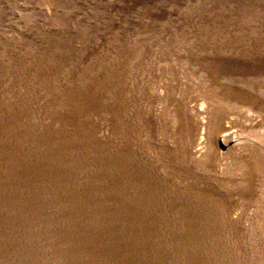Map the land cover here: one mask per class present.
Wrapping results in <instances>:
<instances>
[{
  "label": "rangeland",
  "instance_id": "rangeland-1",
  "mask_svg": "<svg viewBox=\"0 0 264 264\" xmlns=\"http://www.w3.org/2000/svg\"><path fill=\"white\" fill-rule=\"evenodd\" d=\"M250 40L264 43V0H0V229L1 219L27 218L23 243L42 227L35 242L50 253L65 223L111 227L127 208L155 251L192 219L197 242L212 243L201 256L264 264V153L255 155L264 150V67L246 73L219 61L229 54L220 47ZM120 62L122 86L74 83L94 66L113 77ZM66 83L78 87L76 125L64 120ZM135 177L146 190L139 206L122 184ZM159 193L177 213L148 225L143 210ZM32 251L35 264H56Z\"/></svg>",
  "mask_w": 264,
  "mask_h": 264
},
{
  "label": "bare ground",
  "instance_id": "bare-ground-1",
  "mask_svg": "<svg viewBox=\"0 0 264 264\" xmlns=\"http://www.w3.org/2000/svg\"><path fill=\"white\" fill-rule=\"evenodd\" d=\"M220 48H222L223 50L225 49L224 50L225 53L229 52V54H227V58H223V59H221L219 61L220 62H227L226 64H228V63L231 64V66H229V67L235 68L238 71H242V72L245 71L247 73V72H250V71L253 72L254 70H257V68H259L260 66H262V68L264 67V65H263L264 64L263 63L264 62V43H257L255 41H251V40L249 42H245V41H240L239 42V41H237V42H231V43L229 42L228 45H227V49H226V47H220ZM121 60L123 61V59H121ZM60 61H62V60H60ZM95 61H97V60H95ZM126 61L127 60H124V63ZM232 64H233V66H232ZM94 67H95V70L92 71L93 73L88 72V73H86V75L85 74L82 75V73L75 75L76 77L74 76L75 77V82L74 83L77 84V86H78V84L80 85V84L86 83V79L89 78V84L87 86H85L86 88L91 86V87H95V88L99 87L98 89H105V87H106V85H108V83L109 84H114V85L118 84V86H120V84H121V86H122V83H123L122 81L124 80V79H122L123 78V74L125 72H128V70H126L125 68H123L121 66V62H120L119 66L116 69H113V71L115 72V73L113 72L115 74V76H113V77H112L111 73L109 75V72H108L109 67H107V66H106L107 68L103 67V66H101V67L94 66ZM79 71H81V70H79ZM108 76H110L111 78H109ZM107 77H108V79H106ZM71 81H74V80H71ZM66 84L67 85L63 84L62 91H64V93H66L69 96L68 97V101L66 99L67 103L65 102V104L70 109V107H71L70 96L72 95V93L75 92V90H78L79 86L77 87L74 84H69V85H68V83H66ZM64 93H62V94H64ZM85 100H86V98H85ZM74 106L75 105H73L71 107V110H69L70 113H68V115L64 117V120H66L68 118L69 122H71L72 124L76 125L79 122V112L81 111V107L82 106L77 107V108L74 107ZM121 111H122V113H124L123 110H121ZM206 144H207V142H206ZM87 147L88 146L86 144L83 145L84 149H86ZM259 147H257L255 149V151L257 150V153H255L256 156H260V155L262 156V153H264V150L263 149L262 150L259 149ZM205 148H207V147H205ZM210 149H209V152L206 154V155H208V154H210V155H208L207 156L208 158L207 157L206 158L209 159L211 157L210 159L212 160V155H214L215 152H214V150L212 151ZM89 150L91 151L92 149L89 148ZM87 153H85V151H83V154H87ZM159 158H160V156H159ZM165 163H166V161H165ZM205 163H209V162H205ZM259 165H261V164H258V166ZM258 169L260 170L262 168H258ZM111 174L115 175V173H111ZM117 174L120 175L119 173H117ZM5 177L7 178V176H5ZM191 177L194 178V176H191ZM123 178L124 177L122 176L121 179H123ZM177 178H179V177L177 176ZM114 179H116L118 181V183H119L120 179H118L116 177ZM135 179H136L135 181L133 179H131L133 182L130 181L128 183H126L125 181H122V180L121 181L123 182L122 184H124V185L126 184L129 187L131 186L130 184H132V187H131L132 189L131 188L130 189L133 191L132 196L136 198V203H134V205L135 206H139L138 205L140 203L139 202L140 201L139 197H141V199L146 197L145 196L146 190H145V187H144L145 185H143V184H141L139 182L140 178L137 180V178L135 177ZM180 180H182V179H180ZM184 180H186V179H184ZM160 195L161 194L159 193V197L156 198L157 201H152L153 200L152 199L149 203H146L147 205L148 204L149 205H154L153 203H155V207H153L154 209L153 208L149 209L147 207V211L143 210L144 212H148L150 214V215H147V219H146V220H148V225H150L151 222H153V221H157L158 218H161L163 220L161 222L162 224H166V223H168L167 221H169L168 218L171 215L173 216L175 213H177L176 210H174V211H176L175 213H174L173 210H171L173 207L171 209H169V208H167L166 205L163 207L161 205L162 203L160 204V202L158 201V199L161 197ZM71 196H72V194H71ZM80 196L83 197V195H80ZM155 197H156V194H155ZM147 200H148V198H147ZM175 201H176V199H175ZM168 202H167V204L169 205ZM187 203L188 204L190 203L192 205L191 202H187ZM169 206H171V205H169ZM137 209H139V207L134 208V211L137 210ZM30 210H31V206H30ZM125 211H127L126 214L128 215V217L125 215V218H126L125 220H122L123 218L121 219L119 217V215H118V217L124 223L118 222L119 223L118 224V223L114 222V224L111 223V227L107 226L105 224V222L103 223L101 221H98V219H96L95 222L92 223L93 225H88L86 228H81L80 225H79L78 220L74 221V222L77 223V225H79L76 228H74L73 225H70V224L68 225L67 223H65V225L62 226V228L65 230V232H64L65 233V235H64L65 236L64 237L65 241L62 240V239L60 240V238H58L59 236L57 235V240L59 241L58 243H61V241H62V243H61L62 245L59 246L57 250H55L53 252H50V253L48 252V250H45V249L42 248L43 247L42 241L39 242V244L36 243L37 242L36 238L42 239V237H41V234H43L42 231L43 232H48L49 230L43 229L42 227H33L32 235H34L35 233H36V235L31 236L32 239H30L28 241V243L30 244V242L32 240L33 246H30L28 243L27 244L23 243L24 241H22V239L20 238L21 230L24 231L25 225H28V224H25L24 222L29 223L28 222L29 219L27 220V218H26V220H27L26 221L24 219V217H18L17 218V216H16V218H14V219H16L15 222L13 224H11V225H9L10 223H5L4 224L5 221L3 219H1V222H2L1 223V225H2L1 227H4V228L0 229V246H4L5 247V243L7 242V238L9 237L10 233H11L10 235H12V234L15 235L16 239H12L11 242L9 241V243L7 244V249L10 251L9 253L11 254L10 258L7 256L9 253L7 255L5 254L6 255V259H5L6 261H2L1 253H0V264H35L34 260L30 259V251L33 252L32 249H36L37 252L44 253L43 255L45 257L53 259V261H55L56 264H66L67 259L69 260V263H72V264H228V258H225L222 255V253H221L222 256H221V259H220L219 258L220 254H218V252L216 250H215V252L213 251V252L210 253V254L214 253L213 255L215 256V259H207V255H206V258H205L204 255L201 256V253L204 252L203 250L210 251V246H212L211 245L212 243L210 241H208V240L203 241V242H197L196 236H195V233H194V229H193L192 225L189 223V222L193 221L192 219L191 220L190 219L189 220L186 219L187 221L184 220V222L186 221L184 224L177 223V229H178L177 230L178 232L176 231L177 234H175L174 236H170L169 237L171 239V241L169 239H166L165 241H167V242H165V241L162 242L164 250L160 249L161 251H155V249L153 250L152 248H150L149 243L147 242V238H149L151 236V234H152V232H149L150 234L148 233L147 230L149 228L145 227L147 225L144 222L143 223H137L136 218L133 217V215H132V212H133L132 210L126 208ZM16 212L20 213V210H18ZM187 212H188V210H187ZM171 213H173V214H171ZM194 217H196V216H194ZM198 217H200V216H198ZM178 220H179V218H178ZM29 226L32 227V225H30V223H29ZM233 226H234V224H233ZM9 228H12V229H10L11 231L7 230ZM102 230L105 231V233L103 232V235H102ZM125 230H128L129 232L125 231ZM61 231H63V230H61ZM13 232H15V233H13ZM96 232H98V234ZM155 232H157V230ZM51 234L52 235H56L57 233L52 231ZM148 235H149V237H148ZM49 237L50 236H48V238ZM10 238H8V240H10ZM149 239H150V245L153 244L152 240H151V237ZM168 241H170V243H171L170 246H172V248L174 249L173 252L175 250H177L175 259L174 258L172 259L173 252H172V255H171V253L168 252L167 248H169L168 245L170 244ZM177 242L183 244L184 248H183V246L182 247L179 246V244ZM156 243H157V241H156ZM162 243H161V245H162ZM202 243H203V245H202ZM51 246H53V244ZM124 247H125L126 251H124V249H123ZM165 247H167V248H165ZM219 259H220V261H219ZM202 261L204 263H202Z\"/></svg>",
  "mask_w": 264,
  "mask_h": 264
}]
</instances>
